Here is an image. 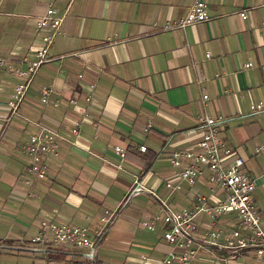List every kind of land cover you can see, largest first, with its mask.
I'll use <instances>...</instances> for the list:
<instances>
[{
  "label": "crops",
  "instance_id": "1",
  "mask_svg": "<svg viewBox=\"0 0 264 264\" xmlns=\"http://www.w3.org/2000/svg\"><path fill=\"white\" fill-rule=\"evenodd\" d=\"M197 1L208 6V21L166 30ZM50 7L66 16L62 34L15 115L9 101L20 79L0 69V254L7 256L0 264H39L49 254L50 264H161L180 253L164 239L162 222L154 231L144 223L191 209L197 195L210 207L224 199L210 187L207 169L190 186L170 161L174 151L197 149L202 115L219 121L234 157L257 179L256 202L264 211V153L255 152L264 145V108L252 110L264 105V0H0V58L27 70L48 33L37 31V23ZM45 86L55 88L49 104L42 103ZM43 128L59 135L60 154L48 158V178L34 180L23 147ZM116 147L126 154L146 147L157 159L144 174ZM137 181L144 191L126 204ZM106 211L115 219L94 263L77 251L32 243L44 221L95 230ZM196 222L200 235L213 228L203 213ZM237 223L224 215L216 227L227 231ZM198 246L191 264H257L251 252L230 260L227 251Z\"/></svg>",
  "mask_w": 264,
  "mask_h": 264
},
{
  "label": "built area",
  "instance_id": "2",
  "mask_svg": "<svg viewBox=\"0 0 264 264\" xmlns=\"http://www.w3.org/2000/svg\"><path fill=\"white\" fill-rule=\"evenodd\" d=\"M66 16H57V11L50 7L37 23V31H48L42 37V47L36 52L35 60L32 61L27 70H21L0 58V69H6L7 73L20 79L12 94L9 106L13 114H17L20 104L24 101L26 94L42 66L49 63L50 49L60 34ZM243 19L248 16L241 13ZM209 20L208 6L202 1H197L189 10L186 17L174 24L166 25V30L186 29L195 24ZM206 57L211 58L207 53ZM252 64L248 63L247 67ZM82 78V76H80ZM55 93L53 86H45L41 90L42 103H52L51 96ZM89 96L85 102L90 103ZM208 95L203 96V104H207ZM73 106H77L79 99H70ZM58 106V103H55ZM263 104L252 106L253 111H260ZM87 118H92L86 113ZM199 122L204 128L202 139L197 144V149L190 151H174L170 155L173 167L180 170L179 177L190 186L198 184L203 175V168L210 172V187H219L224 192V199L218 204L207 206L206 198L197 195L191 209L180 211H168L164 216H156L152 221L145 222L144 226L154 231L156 224L162 222L166 232L164 239L170 245L180 249V253H172L161 264H191L197 257L198 243L217 248L229 253L228 259L233 260L246 253H253L257 264H264V211L256 202L257 179L250 176L245 170V161L241 157H234V152L228 147L221 136L220 123L216 119L202 115ZM151 128V123L147 129ZM81 122H77L73 133L80 134ZM146 152V147L140 148ZM23 152L28 157L27 174L34 180H45L50 174L47 163L51 156H59V135L50 129L43 128L39 134L32 135L23 147ZM115 152L125 157V150L116 147ZM257 154L264 153V145H259L255 151ZM231 159V160H229ZM229 160V161H228ZM169 188L180 190V186ZM144 191L142 183L136 182L131 194L137 195ZM203 213L212 221L213 228L203 235L199 234L196 222L198 214ZM224 215H235L238 223L236 227L227 231L216 227L217 221ZM115 219V214L108 211L100 217L101 225L92 230L89 224L67 225L44 221L40 225V234L32 239V243L45 247H61L67 250L81 253L85 261L94 263L97 249L103 242L108 229ZM51 254L39 264H50Z\"/></svg>",
  "mask_w": 264,
  "mask_h": 264
},
{
  "label": "trees",
  "instance_id": "3",
  "mask_svg": "<svg viewBox=\"0 0 264 264\" xmlns=\"http://www.w3.org/2000/svg\"><path fill=\"white\" fill-rule=\"evenodd\" d=\"M126 157L131 158L134 161L138 162L142 166V170L144 174H147L152 170L153 165L157 159L156 155L151 154L149 152L138 153L131 149L127 151Z\"/></svg>",
  "mask_w": 264,
  "mask_h": 264
},
{
  "label": "rangeland",
  "instance_id": "4",
  "mask_svg": "<svg viewBox=\"0 0 264 264\" xmlns=\"http://www.w3.org/2000/svg\"><path fill=\"white\" fill-rule=\"evenodd\" d=\"M132 197H133V195L130 193V195H128V198L126 199L125 203L127 204V202H129ZM0 260H7V256L0 254ZM235 264H253V262L252 261H245V263L242 262V263H235Z\"/></svg>",
  "mask_w": 264,
  "mask_h": 264
}]
</instances>
